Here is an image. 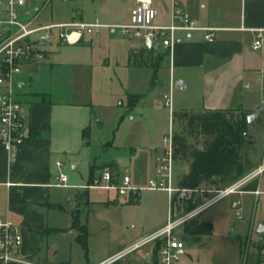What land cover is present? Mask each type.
Here are the masks:
<instances>
[{"label": "rangeland", "instance_id": "obj_1", "mask_svg": "<svg viewBox=\"0 0 264 264\" xmlns=\"http://www.w3.org/2000/svg\"><path fill=\"white\" fill-rule=\"evenodd\" d=\"M27 2L31 9L26 12L30 15L43 10L38 18L43 23L70 21L82 12L86 21L99 19L111 26L127 21L122 0ZM93 36V43L90 39L75 45L53 41L49 58H39L19 76L26 81V86L18 89L24 103L38 101L37 93L45 94L51 102L55 148L62 149L56 158L63 163L62 169L73 184L52 188L57 195V207H48L47 220L48 226L55 230L43 234L42 249L33 261L97 264L164 225L172 208L166 192L143 190L139 201H135L134 196L123 198L114 190L86 189L89 168L96 166L95 175L105 169L121 178L130 173L135 186H144L157 177L155 158L164 151V138L172 130L182 131L186 123L184 118L175 119L173 110L202 109L201 97L190 96L170 111L164 104V94H171L170 85L161 83L165 75L169 77V70L154 71L128 64L131 46H137L143 37L130 39L129 35L119 30L113 32L109 27ZM154 51L167 66L165 51L161 48ZM135 93L142 96L134 105L135 99L130 95ZM227 110L228 116L237 118L241 109ZM119 114L125 117L122 121ZM87 127L91 130L89 144L83 136ZM61 128L65 129L62 133ZM245 136L254 142L248 152L250 158L260 163L264 160V119L262 126L250 125ZM187 138L190 144L198 145L205 136L187 135ZM189 169V159L174 163L175 185ZM187 193L185 202H174L175 215L186 212L187 200H197L202 205L218 194L216 188L207 185ZM235 199L242 203L241 218L232 207ZM73 215L79 220L76 227H72ZM201 216L204 220L213 219L212 233L196 240L184 231V225L180 226L176 234L186 246L176 264H264V231L259 232L264 228V192L259 197L250 192L227 195L202 211ZM82 225L88 230L87 249L77 241ZM150 246L144 245L113 264H158L157 257L147 254Z\"/></svg>", "mask_w": 264, "mask_h": 264}, {"label": "crops", "instance_id": "obj_2", "mask_svg": "<svg viewBox=\"0 0 264 264\" xmlns=\"http://www.w3.org/2000/svg\"><path fill=\"white\" fill-rule=\"evenodd\" d=\"M122 1L125 5L124 14L127 21L111 26L97 19L108 25L107 27L111 28L113 32L118 30V26L130 23L131 13L136 4V0ZM175 3L180 10L187 12L198 25L215 28L213 40H208L205 37L207 32L204 30H177L175 33L176 42L172 48L159 41L153 42L154 50L158 48L164 51L170 50L167 66L162 65L158 69L133 66L129 64V59L128 64L132 67L150 68L154 71L168 69L169 77L165 75L161 83L168 82L170 85V93L174 96V99L172 97V108L184 104L190 96H199L201 97L200 108H202L200 111L243 108L250 113L263 106L260 117L264 119L262 116L264 115V43L260 48L253 47L257 31L263 29L264 33V0H153V6L158 10L154 24H170L173 19ZM27 4L25 10H30L31 8ZM75 19L86 21L83 12ZM107 27H103L100 32ZM129 37L133 39L134 36ZM88 39L93 43L94 36L86 37L81 43ZM50 44L44 46L47 48L44 49L45 58H49L52 47ZM142 46H146L144 38L137 46H131L130 50L132 48L139 49ZM35 62L25 63L22 72L16 76V98L24 104L27 110L29 132L34 130L40 133L36 137L28 135L22 144L16 145L12 149H8L0 139V218L9 219L20 228L23 234V243L19 249V256L31 261L42 249L43 234L41 232L50 228L47 209L55 207L57 203V195L52 191V188L60 187L55 185L56 176L63 168V166L57 165L59 158L56 157L62 149L55 148L51 102L46 100L45 94L37 93L38 101L28 102L26 100L24 103L22 93L18 90L26 86V81L20 79L19 76L25 67H31ZM176 80H181L180 87L176 86ZM3 89L4 87L0 85V92ZM135 94L142 96L141 93ZM179 102H181L180 105ZM181 111L193 110L183 109L178 112ZM175 112L173 110V113ZM122 116L119 114V121L125 118ZM62 130L65 131L61 128L60 133ZM109 159L118 164L114 158L110 157ZM156 168L158 176L157 163ZM118 172L120 173V168ZM68 184L66 187L73 186L69 182ZM152 191L166 192L165 190ZM246 192L255 194L252 190H246L243 193ZM140 196L135 198V201H139ZM201 212L199 213L201 220L214 223L213 219L212 221L202 219ZM154 249L151 245L147 254L153 256ZM33 262L48 264L42 260Z\"/></svg>", "mask_w": 264, "mask_h": 264}, {"label": "built area", "instance_id": "obj_3", "mask_svg": "<svg viewBox=\"0 0 264 264\" xmlns=\"http://www.w3.org/2000/svg\"><path fill=\"white\" fill-rule=\"evenodd\" d=\"M26 4L27 0H0V30L6 28V31L0 36V85L4 87L0 92V139L8 149L22 144L29 135L27 110L24 104L16 98L15 78L22 72L23 65L43 57L45 44H50L55 40L70 45L80 44L86 37L92 38L103 27L108 26L98 20L86 22L78 19L43 23L38 21L39 14L32 16L26 12ZM157 15L158 10L153 6V0H136L130 23L117 28L124 35L141 36L146 41L151 38L152 42L159 41L169 48H172L176 42L175 33L177 30H204L207 32L205 37L208 40H213L215 28L198 25L187 12L180 10L176 3L173 7V19L170 24H154ZM145 30L147 32H144ZM263 43V29H259L253 47L260 48ZM164 104L168 105L172 111L171 94H165ZM174 162L172 130L164 138L163 153L156 156L158 176L150 179L144 186H135L130 174L121 178L108 169L103 170L93 182L84 185L86 189L114 190L120 197L134 196L136 199L143 190H165L172 203L168 220L163 226L97 264H113L124 255L147 244H151L153 249L159 245L158 264H176L185 249V241L176 234V230L180 226L222 197L245 192L244 187L254 180L258 185L253 192L257 196L264 192L263 160L256 168L247 172L234 183L224 189L217 190L218 194L209 202L200 204L181 215L178 212L175 215L173 206L175 198L178 201L186 200L188 191L201 190L202 187L188 189L174 185ZM57 165L62 167L63 163L58 160ZM68 182V175L61 169L56 176L55 185L66 187L69 185ZM232 207L236 216L241 218V200H233ZM22 243L23 234L20 228L11 220L0 218V264H41L19 256Z\"/></svg>", "mask_w": 264, "mask_h": 264}, {"label": "trees", "instance_id": "obj_4", "mask_svg": "<svg viewBox=\"0 0 264 264\" xmlns=\"http://www.w3.org/2000/svg\"><path fill=\"white\" fill-rule=\"evenodd\" d=\"M154 49L142 46L139 49L132 48L129 54V64L133 66H147L153 69L161 67L163 57L155 56ZM164 55L169 58L170 50L167 49ZM135 99L134 105L140 99L139 94L130 95ZM133 105V106H134ZM132 106V108H133ZM237 118H231L226 114L227 109H206L200 112L181 111L175 112V119H185L186 123L182 131L173 133L174 158L189 159L190 169L178 179V186L181 188H198L204 185L211 186L217 190L224 189L236 180L244 176L250 170L256 168L258 162H253L248 152L253 147L252 139L245 136L250 124L247 122L248 111L240 108ZM255 124L262 126L263 118L259 117ZM39 131L30 130L29 137H36ZM204 135L205 139L198 145L189 143L187 135ZM86 143L90 141V128L83 130ZM90 166L88 183L96 178L95 168ZM257 181L254 180L244 187V190H256ZM87 193V192H86ZM177 198H175V201ZM132 201V200H130ZM186 200L179 201V204ZM189 203L186 211L200 205V201L187 200ZM55 207L57 205L55 204ZM60 208H62L60 206ZM79 225L77 216L73 215L72 227ZM63 230V228H59ZM58 229V230H59ZM184 231L192 235L196 240L205 235H210L213 230L211 222L203 221L199 214L192 217L184 224ZM55 230V229H53ZM47 228L42 234L53 231ZM82 234L77 237L82 246L87 249L88 230L86 225L81 227ZM159 245L153 251V257H157ZM156 261L158 262L157 258ZM57 264H74L71 261H63Z\"/></svg>", "mask_w": 264, "mask_h": 264}, {"label": "water", "instance_id": "obj_5", "mask_svg": "<svg viewBox=\"0 0 264 264\" xmlns=\"http://www.w3.org/2000/svg\"><path fill=\"white\" fill-rule=\"evenodd\" d=\"M6 31V28L0 30V36L3 35V33ZM146 47L149 48V49H152L153 48V42H152V39L151 38H148L147 41H146ZM176 86L177 87H180L181 86V80H176ZM262 110H263V106L254 111V112H250L248 115H247V122L248 124H253L262 114ZM264 231V228H260L259 229V232H263Z\"/></svg>", "mask_w": 264, "mask_h": 264}]
</instances>
